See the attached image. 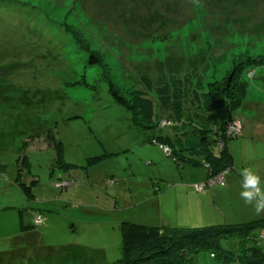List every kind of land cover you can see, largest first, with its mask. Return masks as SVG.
<instances>
[{
	"label": "rangeland",
	"instance_id": "1",
	"mask_svg": "<svg viewBox=\"0 0 264 264\" xmlns=\"http://www.w3.org/2000/svg\"><path fill=\"white\" fill-rule=\"evenodd\" d=\"M195 67L203 92H221L217 110H230L226 132L239 126L232 173L248 161L264 187V0H0V264H117L123 222H248L241 184L197 190L203 162L177 164L150 140L220 127L189 99L179 116L164 113L141 80L155 88ZM137 89L153 103L152 128L128 106ZM16 178L35 181L32 195ZM24 196L33 232L20 239L11 206ZM191 264L223 263L200 252Z\"/></svg>",
	"mask_w": 264,
	"mask_h": 264
},
{
	"label": "trees",
	"instance_id": "2",
	"mask_svg": "<svg viewBox=\"0 0 264 264\" xmlns=\"http://www.w3.org/2000/svg\"><path fill=\"white\" fill-rule=\"evenodd\" d=\"M197 73V68H192L181 79L174 78L171 83L161 82L155 88L151 87L148 78L141 80L147 89L155 91L164 113L179 116L184 110L183 102L189 99V102L203 108L207 114L215 115L213 120L221 121L218 128L215 125L213 128H186L173 137L161 135L150 139L166 146L169 149L166 154L177 164L198 166L203 162L208 180L218 173L225 174L233 169L234 159L227 141L234 136L226 132L225 128V123L231 119L230 110L224 108L218 111L215 105L222 100L221 92H203V85L198 80ZM147 94L139 89L132 91L128 104L134 113L135 122L146 129L154 126L153 119L156 114ZM56 149L61 156L60 142L57 143ZM16 182L24 195H32L29 187L35 181L29 184L16 178ZM20 226L24 228L22 222ZM262 227L264 218L190 228L123 222L120 227L121 258L117 264H191L200 252H208L212 258L223 264H264V248L257 235V230ZM230 238L235 239L237 243L235 248L227 250L222 247L221 241Z\"/></svg>",
	"mask_w": 264,
	"mask_h": 264
},
{
	"label": "clouds",
	"instance_id": "3",
	"mask_svg": "<svg viewBox=\"0 0 264 264\" xmlns=\"http://www.w3.org/2000/svg\"><path fill=\"white\" fill-rule=\"evenodd\" d=\"M242 177L240 192L241 199L251 205L257 215L264 214V187L261 177L253 167H244L240 170Z\"/></svg>",
	"mask_w": 264,
	"mask_h": 264
},
{
	"label": "crops",
	"instance_id": "4",
	"mask_svg": "<svg viewBox=\"0 0 264 264\" xmlns=\"http://www.w3.org/2000/svg\"><path fill=\"white\" fill-rule=\"evenodd\" d=\"M254 150V145H252L251 143L248 145V147H247V153H250V154H252V151ZM257 158L255 157V156H253L250 160H256ZM244 162V166L245 167H249V163H248V161H243ZM225 177V181H226V184H224V185H222V186H226L227 185V183L229 184V185H231V184H233V183H235V184H241V182H242V177H240V175H235V173H232V171H231V173L230 174H226V175H224ZM225 191H227V189L225 190ZM215 197H218V194L216 193L215 194ZM24 200H23V203L22 204H15V205H17V206H15V205H13V206H11V208H16L17 209V211H18V209H20V210H22V211H20L19 210V212H21L20 213V217H21V220H23L22 219V215H23V211L25 210L24 208H26V209H30L28 206L27 207H25V205H24V203H25V200H26V197L24 196ZM28 201V200H27ZM21 205V206H20ZM22 205H24V206H22ZM251 211H252V214H250V215H248L246 218H244L243 220L241 219V220H239V221H251V220H254L256 217H259V216H255V211H254V209H253V207L251 206ZM38 215V214H37ZM216 219H218V218H216ZM234 218H226L225 219V221H228V220H233ZM222 220H217L216 222H221ZM22 222V221H21ZM23 223V222H22ZM168 223V222H167ZM167 223L166 224H160V225H167ZM24 225V228H21L20 227V239H22V238H24V236H29V234H30V232L32 233L33 231L31 230V229H33L32 227H33V224H23ZM150 225H157V224H150ZM24 241V240H23ZM18 243V242H17ZM11 249H19V247H12ZM11 249H9L11 252H13L14 253V251H12ZM26 248H24V250H25ZM23 258H25V257H23Z\"/></svg>",
	"mask_w": 264,
	"mask_h": 264
},
{
	"label": "built area",
	"instance_id": "5",
	"mask_svg": "<svg viewBox=\"0 0 264 264\" xmlns=\"http://www.w3.org/2000/svg\"><path fill=\"white\" fill-rule=\"evenodd\" d=\"M235 125H230V127L228 128L227 132L233 136H235V133L239 132V126L238 128L235 130ZM163 149L165 152H169V149L166 147V146H163ZM215 183H219L221 185H223L225 183V178H224V175L223 173H218L216 175H214L213 177H211L210 179H208L207 181H205L204 183H198V184H195V188L197 190H202L204 188H206L207 186H211ZM34 221L35 223H41L42 222V218L40 215H36L34 217ZM259 237H260V240H261V243L262 241H264V230L261 231V233H259Z\"/></svg>",
	"mask_w": 264,
	"mask_h": 264
}]
</instances>
